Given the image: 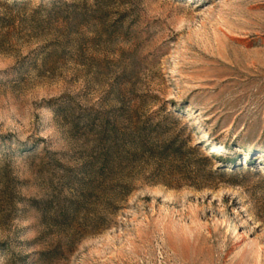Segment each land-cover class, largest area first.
<instances>
[{
	"label": "rangeland",
	"instance_id": "374dc122",
	"mask_svg": "<svg viewBox=\"0 0 264 264\" xmlns=\"http://www.w3.org/2000/svg\"><path fill=\"white\" fill-rule=\"evenodd\" d=\"M0 264H264V0H0Z\"/></svg>",
	"mask_w": 264,
	"mask_h": 264
},
{
	"label": "bare ground",
	"instance_id": "6f19581e",
	"mask_svg": "<svg viewBox=\"0 0 264 264\" xmlns=\"http://www.w3.org/2000/svg\"><path fill=\"white\" fill-rule=\"evenodd\" d=\"M217 147H219V145H217ZM220 148V147H219Z\"/></svg>",
	"mask_w": 264,
	"mask_h": 264
}]
</instances>
